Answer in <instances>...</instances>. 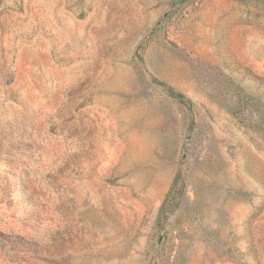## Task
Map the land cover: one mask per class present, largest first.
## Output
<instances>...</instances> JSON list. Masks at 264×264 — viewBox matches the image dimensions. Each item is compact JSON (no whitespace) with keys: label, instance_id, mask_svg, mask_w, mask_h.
<instances>
[{"label":"rangeland","instance_id":"obj_1","mask_svg":"<svg viewBox=\"0 0 264 264\" xmlns=\"http://www.w3.org/2000/svg\"><path fill=\"white\" fill-rule=\"evenodd\" d=\"M0 264H264V0H0Z\"/></svg>","mask_w":264,"mask_h":264},{"label":"trees","instance_id":"obj_2","mask_svg":"<svg viewBox=\"0 0 264 264\" xmlns=\"http://www.w3.org/2000/svg\"><path fill=\"white\" fill-rule=\"evenodd\" d=\"M177 97L181 98V94H176Z\"/></svg>","mask_w":264,"mask_h":264}]
</instances>
